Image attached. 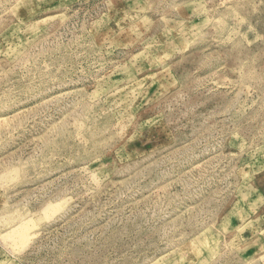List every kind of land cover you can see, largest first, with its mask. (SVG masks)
I'll return each instance as SVG.
<instances>
[{
    "label": "rangeland",
    "instance_id": "obj_1",
    "mask_svg": "<svg viewBox=\"0 0 264 264\" xmlns=\"http://www.w3.org/2000/svg\"><path fill=\"white\" fill-rule=\"evenodd\" d=\"M0 264H264V0H0Z\"/></svg>",
    "mask_w": 264,
    "mask_h": 264
}]
</instances>
